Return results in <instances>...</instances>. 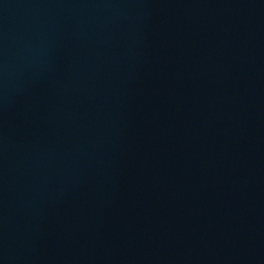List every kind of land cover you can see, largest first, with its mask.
<instances>
[{
    "label": "water",
    "instance_id": "obj_1",
    "mask_svg": "<svg viewBox=\"0 0 264 264\" xmlns=\"http://www.w3.org/2000/svg\"><path fill=\"white\" fill-rule=\"evenodd\" d=\"M0 264H264V0H0Z\"/></svg>",
    "mask_w": 264,
    "mask_h": 264
}]
</instances>
